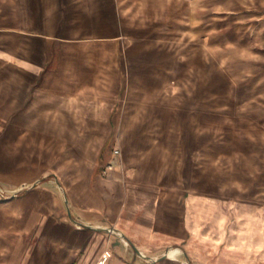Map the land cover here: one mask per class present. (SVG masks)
Wrapping results in <instances>:
<instances>
[{"label": "crops", "instance_id": "0c3cea01", "mask_svg": "<svg viewBox=\"0 0 264 264\" xmlns=\"http://www.w3.org/2000/svg\"><path fill=\"white\" fill-rule=\"evenodd\" d=\"M126 21L196 23L232 78L256 74L248 112L264 119V0H0V264H264V190L242 205L203 177L182 188L143 163L107 171L117 63L87 107L50 77L54 52L126 55Z\"/></svg>", "mask_w": 264, "mask_h": 264}, {"label": "rangeland", "instance_id": "374dc122", "mask_svg": "<svg viewBox=\"0 0 264 264\" xmlns=\"http://www.w3.org/2000/svg\"><path fill=\"white\" fill-rule=\"evenodd\" d=\"M122 24L138 43L126 55L65 49L58 59L54 52L50 77L69 79L66 88L78 90L87 107L109 94L116 62L122 85L110 121L119 163L134 170L143 163L164 186L183 188L203 177L242 205L261 201L264 119L248 112L259 90L248 92L256 74L232 78L197 36L196 23Z\"/></svg>", "mask_w": 264, "mask_h": 264}, {"label": "built area", "instance_id": "2783aa9c", "mask_svg": "<svg viewBox=\"0 0 264 264\" xmlns=\"http://www.w3.org/2000/svg\"><path fill=\"white\" fill-rule=\"evenodd\" d=\"M112 153H113V161H112V163H108V164L106 165V170H107V171H111V170H112V168L114 167V163H115V161L117 160V157L119 156V151H118V149H113V150H112ZM108 231L111 232L110 229H109Z\"/></svg>", "mask_w": 264, "mask_h": 264}, {"label": "bare ground", "instance_id": "6f19581e", "mask_svg": "<svg viewBox=\"0 0 264 264\" xmlns=\"http://www.w3.org/2000/svg\"><path fill=\"white\" fill-rule=\"evenodd\" d=\"M184 15V14H183ZM236 54V53H235ZM239 55V54H238ZM252 63V62H251ZM238 65H240V64H238ZM244 65H245V63H244ZM235 66H237V65H235ZM250 66V65H249ZM248 66V67H249ZM236 68H238V67H236ZM245 68V67H244ZM250 68V67H249ZM235 69V68H234ZM235 71V70H234ZM238 71V70H237ZM116 147H118L117 145H116ZM119 148V147H118ZM116 167V166H115Z\"/></svg>", "mask_w": 264, "mask_h": 264}]
</instances>
